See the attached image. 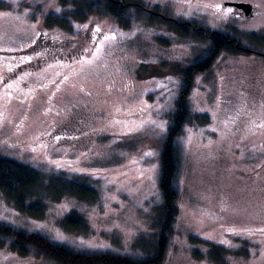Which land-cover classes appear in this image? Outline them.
I'll return each mask as SVG.
<instances>
[{
	"label": "rangeland",
	"instance_id": "1",
	"mask_svg": "<svg viewBox=\"0 0 264 264\" xmlns=\"http://www.w3.org/2000/svg\"><path fill=\"white\" fill-rule=\"evenodd\" d=\"M88 1L0 0V156L98 194L54 200L43 191L46 214L33 217L0 192V222L81 252L134 254L140 245L148 255L160 228L159 155L183 73L211 45L180 36L167 19L200 22L264 53L249 38L264 33V0H137L125 12L129 27L109 15L77 17ZM230 1L252 3L255 14L237 15ZM41 30L61 43L48 59L29 50ZM68 51L72 60L61 58ZM187 105L178 214L162 264H264V56L222 51L195 73ZM72 211L86 217L85 231L61 225ZM216 246L222 262L211 258ZM0 264L54 263L1 249Z\"/></svg>",
	"mask_w": 264,
	"mask_h": 264
},
{
	"label": "trees",
	"instance_id": "2",
	"mask_svg": "<svg viewBox=\"0 0 264 264\" xmlns=\"http://www.w3.org/2000/svg\"><path fill=\"white\" fill-rule=\"evenodd\" d=\"M136 1L95 0L83 2L82 9L86 11L81 14L77 13V17L84 19L92 14L109 15L124 27H129L131 19L130 16L129 18L126 16L125 12L131 3ZM139 5L144 8L142 3ZM66 18L69 20L68 17H65L63 23L66 22ZM167 20L171 30L180 36L210 40L211 45L206 56L194 61L191 67L183 73L182 92L177 100L176 109L171 114L170 126L161 147L159 184L163 200L162 205L158 207L160 228L156 244L153 246V253L144 255L140 245L135 248L137 252L134 254L81 252L65 244L53 243L38 233H29L25 229L4 222H0V250L7 249L23 257L35 256L38 259L49 260L54 264H162L165 261L178 214L180 196L177 181L182 166V152L178 138L183 134L185 124L190 118L191 112L187 105V98L195 73L211 67L222 51L232 54L250 52L249 49L243 47L238 38L229 33L211 30L197 21L171 18ZM52 22L61 21L52 18ZM249 38L252 43L260 47L264 46V33H252ZM143 69L145 72L148 67H143ZM207 120L204 121L207 122ZM43 191L54 200L62 199L67 195L82 200H96L98 197L96 189L83 181L67 179L60 175L47 176L27 164L0 156V192L17 210L33 217H43L47 209L44 194L41 193ZM61 225L65 230L71 232L85 231L89 227L86 217L76 211H72L64 217ZM223 253L216 246L211 251V258L222 262L225 259Z\"/></svg>",
	"mask_w": 264,
	"mask_h": 264
},
{
	"label": "flooded vegetation",
	"instance_id": "3",
	"mask_svg": "<svg viewBox=\"0 0 264 264\" xmlns=\"http://www.w3.org/2000/svg\"><path fill=\"white\" fill-rule=\"evenodd\" d=\"M232 7L235 8L236 12L241 13V14H245L242 9L234 7V6H232ZM254 14H255V7L253 9V13H251L250 15H247V14H245V15L253 16ZM42 34H43V37H42ZM60 46H61L60 42L56 43L52 37H49L48 34L44 33L43 30H41L40 31V36H38V39L34 42V44L32 46H30L29 50H31V51L37 50V49L42 50L43 55L47 58V55H48L49 52H51L53 50L56 52L55 49H58ZM249 50H250V52H255V53H257L260 56H264L263 52H260V51H258L255 48H250ZM74 53H75V51H68L67 53L63 52V53L60 54V56L63 59L72 60ZM57 55H59V53H57ZM43 61H44V59L41 60V64H40L41 67L43 66ZM25 66L28 67L29 64H26ZM25 66H20V69L22 71H25L26 70V69H24ZM15 71L13 72V75L17 74ZM81 119H83V118L81 117Z\"/></svg>",
	"mask_w": 264,
	"mask_h": 264
},
{
	"label": "water",
	"instance_id": "4",
	"mask_svg": "<svg viewBox=\"0 0 264 264\" xmlns=\"http://www.w3.org/2000/svg\"><path fill=\"white\" fill-rule=\"evenodd\" d=\"M227 5L240 8L244 11L245 14L250 15L253 13L254 5L249 2H226ZM43 37V34H42Z\"/></svg>",
	"mask_w": 264,
	"mask_h": 264
},
{
	"label": "snow or ice",
	"instance_id": "5",
	"mask_svg": "<svg viewBox=\"0 0 264 264\" xmlns=\"http://www.w3.org/2000/svg\"><path fill=\"white\" fill-rule=\"evenodd\" d=\"M231 11V9H228V10H226V12H230ZM240 13H237V15H239Z\"/></svg>",
	"mask_w": 264,
	"mask_h": 264
}]
</instances>
